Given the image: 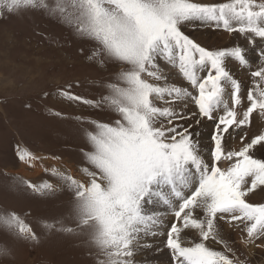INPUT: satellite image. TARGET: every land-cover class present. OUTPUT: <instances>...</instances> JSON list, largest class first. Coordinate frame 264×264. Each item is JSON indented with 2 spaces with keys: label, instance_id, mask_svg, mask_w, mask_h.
<instances>
[{
  "label": "snow or ice",
  "instance_id": "snow-or-ice-1",
  "mask_svg": "<svg viewBox=\"0 0 264 264\" xmlns=\"http://www.w3.org/2000/svg\"><path fill=\"white\" fill-rule=\"evenodd\" d=\"M24 12L46 15L91 42L90 64L119 69L99 99L74 94L71 84L55 93L115 117L112 123L76 118L94 130L84 131L88 149H81L83 165L75 174L45 168L55 184L10 177L14 189L70 194L74 226L56 221L43 227L83 237L94 264H136L137 250L151 247L148 239L160 234L170 213L164 247L174 264H245L223 229L238 228L245 246L264 240V203L248 199L264 192V158L255 155L264 151V46L253 70L244 47H204L183 29L236 33L256 48L257 41L264 45V0H0V18ZM231 62L248 73L251 87L233 75ZM174 73L186 83L174 82ZM207 121L214 131L205 157L195 126ZM226 134L238 138V148L226 149ZM16 156L29 167L49 158L19 147ZM0 227L17 240L39 239L15 212L0 214ZM186 230L196 238L187 244ZM209 240L224 250L208 247ZM8 255L0 245V256Z\"/></svg>",
  "mask_w": 264,
  "mask_h": 264
},
{
  "label": "rangeland",
  "instance_id": "rangeland-1",
  "mask_svg": "<svg viewBox=\"0 0 264 264\" xmlns=\"http://www.w3.org/2000/svg\"><path fill=\"white\" fill-rule=\"evenodd\" d=\"M183 31L196 38L204 47L223 48V43L227 42L230 43L227 47L240 46V36L236 33L229 35L221 31V34L228 37L225 40L219 30L189 26ZM216 32L218 33L214 35ZM241 44L245 46L246 56L253 62L254 70L260 63L259 47L264 45L252 48L245 39ZM81 49L84 50L83 54ZM92 50L91 42L80 40L69 28L39 12L6 14L0 18V214L15 212L32 227L39 238L37 242L17 240L0 227V245H6L10 250V255L0 256V264H94V259L82 244L83 237L49 232L43 227L45 223L56 221H63L66 226H74L70 194L66 190H60L51 195H39L24 188L14 189L10 180V177L18 176L36 184L44 180L58 183L44 169H64L71 166L76 170L82 166L81 149H88L84 131L94 130L91 124H81L76 118L83 117L85 120L103 123H112L114 120V114L107 110L101 111L76 102L64 101L55 95L57 89L67 88L70 84L73 85L71 91L74 94L86 99H99L106 92L105 83L114 80L119 69L113 64H108L104 69L90 64L86 56ZM235 65L234 62L233 65H228L229 70L243 81L245 88L251 87L248 73ZM202 74L204 76L206 73ZM176 79L180 80L177 77ZM45 93L48 94L47 97ZM54 112L61 113L62 118L53 115ZM195 131L202 141L201 151L207 157L212 143L207 148L203 144L214 131L213 122L207 121L195 126ZM256 132L257 127H253L249 135ZM233 135L236 136L235 133ZM225 146L228 150L238 148V138H228L226 134ZM17 147L49 158L37 162L41 170H36L35 166L29 167L18 160ZM255 155L264 158V151H256ZM52 157H59L60 160ZM261 193L258 191L250 194L249 201L264 203V192ZM147 207L149 210L151 207L162 206ZM173 219L170 213L164 217L167 226L160 230L155 239H148V243L152 244L151 248L137 250L134 257L136 264L158 263L149 258L151 254L157 255L158 252L165 254L168 259L164 264H174L164 247V233ZM186 233H182L185 244L196 239L191 230H186ZM242 235L238 228L224 226L223 239L239 260L245 264H264V240L245 246L241 243ZM206 243L213 250H224L223 245L214 241L209 240Z\"/></svg>",
  "mask_w": 264,
  "mask_h": 264
},
{
  "label": "bare ground",
  "instance_id": "bare-ground-1",
  "mask_svg": "<svg viewBox=\"0 0 264 264\" xmlns=\"http://www.w3.org/2000/svg\"><path fill=\"white\" fill-rule=\"evenodd\" d=\"M198 28V27H197ZM204 29L205 27H200V29ZM218 31V30H217ZM220 31V35L222 36L223 35V39H225V40H228L227 38V35H225V34H221V31L222 30H219ZM218 32H216V33H213L214 35H216ZM212 35V34H211ZM214 35H212V37L214 36ZM219 35V36H220ZM215 37V36H214ZM238 37H239V35H238ZM220 38V37H219ZM232 38V37H231ZM236 38V37H235ZM245 38H243V37H239V40H241L240 41V46L241 47H245V46H242V44H241V42L244 40ZM222 40V39H221ZM239 40H237V41H239ZM236 41V40H235ZM230 42V41H229ZM237 43V42H236ZM224 45L222 46V47H224V46H226L227 47V45L228 44H230V43H223ZM259 45V44H258ZM235 63V62H234ZM228 65H233V62H231V63H228ZM236 66V65H235ZM235 70V69H234ZM239 71V70H238ZM243 73V72H242ZM175 74V73H174ZM237 74V73H236ZM176 75V77H178L177 76V73L175 74ZM201 76H203V74L201 73L200 74ZM234 75V74H233ZM238 75V74H237ZM176 77L173 79L174 80V82H176L177 84H180L181 83V81L180 80H177L176 79ZM239 77V76H238ZM240 78V77H239ZM250 77H248V79H249ZM248 81V80H247ZM185 83V82H184ZM250 86H251V84H250ZM200 126V125H199ZM256 129V128H255ZM200 130H201V128H200ZM197 133V132H196ZM198 135V134H197ZM211 136V135H210ZM251 136V135H250ZM208 137V136H207ZM196 140L198 141V143H199V145L201 146L202 145V141H200L199 140V138L196 136ZM235 142V141H234ZM206 143V144H205ZM204 144H203V146L204 147H208L209 145H210V143H212L211 142V139H210V137H209V139H208V141L207 142H205ZM37 155H40V154H37ZM68 168H71L72 170H75L73 167H71V166H67ZM35 168H36V170H39V168H40V166L38 165V163H37V166H35ZM40 170H41V168H40ZM73 173L75 174V172L73 171ZM37 175H41V174H37ZM35 176V175H34ZM35 180V179H34ZM263 193V192H262ZM261 193V194H262ZM254 194V193H253ZM260 196V195H259ZM260 198V197H259ZM254 199V198H253ZM252 199V200H253ZM257 198H255V200H256ZM251 201V200H250ZM257 202V201H256ZM159 206V205H158ZM150 208V207H149ZM158 208H160V207H158ZM152 209V207L149 209V210H151ZM167 226V223L165 222L164 223V228ZM154 241V240H153ZM152 245V244H151ZM157 247H158V245H157ZM151 248V247H150ZM152 248H153V246H152ZM155 248V247H154ZM157 252V251H156ZM162 252H164V250L162 251ZM161 252V253H162ZM165 252H166V250H165ZM149 253H151V251L149 252ZM167 253V252H166ZM168 254V253H167ZM148 255H150V254H148ZM168 256H170V253L168 254ZM149 258L152 260V261H156V262H158V263H156V264H164V263H166L167 261H168V259H166V257H165V254H159V252H158V254L157 255H153V254H151L150 256H149ZM168 258V257H167ZM169 258H171V257H169ZM143 263V262H142Z\"/></svg>",
  "mask_w": 264,
  "mask_h": 264
}]
</instances>
